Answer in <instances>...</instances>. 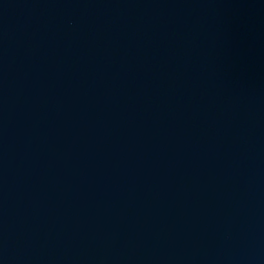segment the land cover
<instances>
[{
  "label": "water",
  "instance_id": "95a60500",
  "mask_svg": "<svg viewBox=\"0 0 264 264\" xmlns=\"http://www.w3.org/2000/svg\"><path fill=\"white\" fill-rule=\"evenodd\" d=\"M0 264H264V0H0Z\"/></svg>",
  "mask_w": 264,
  "mask_h": 264
}]
</instances>
